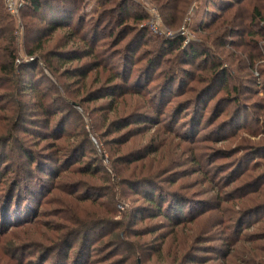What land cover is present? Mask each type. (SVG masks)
I'll list each match as a JSON object with an SVG mask.
<instances>
[{"label":"trees","instance_id":"trees-1","mask_svg":"<svg viewBox=\"0 0 264 264\" xmlns=\"http://www.w3.org/2000/svg\"><path fill=\"white\" fill-rule=\"evenodd\" d=\"M88 1L27 0L23 21L28 43L33 42L27 51L31 57L40 52V58L17 66L15 53L8 51L7 64L0 66V84L12 88L0 94V104L7 101L12 106L10 110L8 106L0 108L5 112L0 120L5 131L0 132V264H138V258L150 264H238L244 258L242 264H249L247 259L264 264V218L246 226L252 216L264 212V156L252 165L242 160L238 165L231 164L230 159L239 152L227 154L223 148L213 150L207 162L198 156L204 143L218 145L232 139H238V147H247V152H264V96L253 106L257 117L250 126L246 121L230 135L223 134L230 124L224 118H231L233 123L240 120L245 91L241 93L243 82L239 87L231 86L234 71L224 68L213 52L216 48L227 50L225 40L230 39L229 57L236 56L237 65L249 71L242 75V81L253 79L258 92L264 91V81L258 84L255 77L257 68L264 66L259 64L264 57L253 52L260 47L258 39H264V30L259 27L264 21V8L253 11L259 28L251 34L254 47L240 34L253 23L246 15H238L242 9L236 8L247 0H237L224 16L214 15L212 21L200 24L195 32L204 40L199 44L186 45L180 37L149 38L142 44L148 34H155L146 26L149 15L133 12L142 8L136 0H96L99 10L86 18ZM147 1L169 28L180 27L196 2ZM58 33L63 35L59 44L43 54L46 43ZM216 37L222 41L218 43ZM237 37L242 39V52L233 42ZM148 46L152 48L139 55L141 47ZM118 47L123 48L120 51ZM118 56L120 68L112 64ZM41 62L58 84L46 88L45 94L35 83H25L26 76L31 75L26 71L38 68ZM189 67H196L198 74L190 72ZM92 73H96L92 84L97 85L95 90L87 84ZM176 85L179 92L174 90ZM150 87L152 92L145 93ZM214 90L216 95L224 92L226 98L217 100L213 107L210 102L202 105V98ZM51 92L54 98L47 104ZM129 98L140 99V103L134 108L128 103L121 106ZM70 101L78 102L85 114V105L106 102L88 114L91 130L87 133L85 129L80 141L74 140L79 136L65 135L66 125L74 116ZM58 102L61 106L56 107ZM233 105L229 115L227 109ZM181 121L182 129L188 131L186 136L176 131ZM212 129L211 137L202 136ZM153 131L149 142L123 149L133 137ZM244 133L250 139L243 138ZM91 136L101 138L110 154L111 166L106 171L98 166L96 147L88 149L94 145ZM258 136L262 140L252 142ZM169 138H178L179 142ZM86 149L91 154L88 160ZM194 177L204 185L220 186L212 198L199 200L200 207L184 192L186 187L191 189ZM111 178L116 180L112 179L108 192L94 198L91 181ZM48 183L51 188L44 195ZM53 191L71 213L75 205L72 201L77 206L106 207L107 213L97 212L90 223L81 215L70 219L57 212L55 217L64 225L45 226L39 223L40 209ZM129 193L137 199L123 214L124 220H116L118 198H126ZM105 198L107 206L101 202ZM192 205L195 210L186 216V209ZM34 207L37 209L32 210ZM146 222L150 224L138 229ZM153 236L156 240H147ZM131 238L140 241L131 245Z\"/></svg>","mask_w":264,"mask_h":264},{"label":"rangeland","instance_id":"rangeland-1","mask_svg":"<svg viewBox=\"0 0 264 264\" xmlns=\"http://www.w3.org/2000/svg\"><path fill=\"white\" fill-rule=\"evenodd\" d=\"M27 0H0V66L1 65H5L7 64L5 57L8 55V51L13 52V54L15 53L16 55V64L17 66H22L27 65L30 62H33L35 60V58H40V52H38L37 55H35L34 57H31L28 55V51L27 48H32L33 47V42L28 43V39L27 34H26V29L24 26V21H23V13L24 11H22V9L24 8L25 4H26ZM137 3H139L142 8H134L133 12H137L139 14H141L142 12H146L149 15V21L146 24V26L150 29V26L154 20V16L153 13L156 12L157 13V17H159L160 22H161V26H160V33L158 35H151L148 34V37L142 42V44H144L146 41H148L147 39L152 38L153 40H156V38H169V39H175L177 37L183 38L185 40V44H189V43H197L199 44L200 42H202L204 40V37L199 35L198 32H195L200 24H203V22L207 23L212 21V19L214 18V15L216 16H224L226 14V12L228 11V7L229 6H233L237 3V0H215V4L213 5L212 0H196V2L193 3L192 7L190 8L189 12L186 14V16L184 17V23L180 26V27H175V28H169L168 26L165 25L164 21L162 20V18L160 17L158 11L156 10V8H154V6L147 0H136ZM239 1V0H238ZM96 0H89L86 8H85V16L86 18H90L92 16H94L96 10H99V7L96 3ZM236 8H240L242 10H240L238 12V15H240L242 13V15H246V18H248L250 20V22L252 21L253 24H255L253 26V24L251 25V23H249L250 29L245 32V33H240L243 34V38L245 39L247 38L250 41L251 46L254 47L253 44V39L251 37V34L256 31L258 32L259 28L257 27V23L258 21L255 20V14H254V9L255 8H264V0H247L245 1L242 5H240L239 7ZM22 11V12H21ZM235 11H233L231 14L235 13ZM76 22H77V18H76ZM237 23V22H236ZM37 26H39V24L36 23ZM259 27L260 29L264 30V21L259 23ZM40 31V30H39ZM198 34V35H197ZM248 36V37H247ZM63 35L62 33H58L53 37V40L49 43H46V45L44 46L43 49V54L46 51H50L56 48V46L59 44V42L61 41ZM220 37V36H219ZM216 37V41L218 43H220L222 40L220 38ZM35 39V38H34ZM33 39V40H34ZM242 39L239 37L235 38L233 40V42L237 45V49L240 50V52H242ZM220 40V41H218ZM257 40V38L255 39ZM230 39L225 40V42L228 44L226 49L224 50L216 48L213 50V52H215V56L216 58L219 60V63H222L224 68H226L227 70L230 69L234 71V75H233V80L230 81L231 86H234V84H237L238 87L242 84H244L241 87V93H244L243 96H241V101L243 104V110L241 113V118L240 120H238L237 122L233 123V120L230 118H224V120L230 124L226 125L223 134L225 136L230 135L235 129L239 128L240 126H242L243 124H246V121H249V126L253 123V121L255 120V118L257 117V111L255 109H253V106L264 96V91H260L258 92V87L257 84L255 85V82L253 81V79L250 78H245V81H242L244 79L245 74H249L248 70H243L242 67H239L237 65V61H236V56H231L229 57V54L232 53V51L230 49H232L229 45L230 44ZM107 43H110L111 40H106ZM255 42V41H254ZM259 42V48L258 49H254V54L255 53H261L262 56L264 57V39H258ZM125 42L123 45L121 46H125ZM212 46V43H210ZM55 47V48H54ZM123 47H118L119 50L121 51ZM151 46L148 47H141L139 55H141L145 50L147 49H151ZM116 50V49H115ZM41 53V54H42ZM237 56H241V54L237 55ZM119 56L116 58V61H114L112 64L116 65L118 68H120V61H119ZM88 61H85L83 64L87 63ZM144 63L138 64L137 66H139V68L141 66H143ZM260 65L264 64V60L259 63ZM257 64V67L258 65ZM231 65V67H230ZM259 65V66H260ZM31 66V65H28ZM77 66V65H75ZM72 67V66H71ZM74 68V67H72ZM135 70H137V67H134ZM188 70L192 73H197V68L196 67H189ZM258 70V71H257ZM257 70L255 71V77L256 80L259 81L258 84H261L262 81H264V66H260V68H257ZM32 72V73H31ZM26 74H31V75H27L26 79H25V83L26 86L30 85V83H35L36 88L38 90H40L41 93L45 94L47 93V89L49 88L51 85H58L54 78L52 77V75L44 68V64L41 62L40 66L38 68H33V69H29V71H26ZM198 74V73H197ZM260 75H262V79L260 81ZM95 76L96 73H92L91 77L87 80V84L89 86V89H96L97 85L92 86L93 82H96L95 80ZM32 78L37 79L36 82L32 81ZM143 82L147 84L146 82V77H144ZM250 82V83H249ZM249 83V84H248ZM248 84V85H247ZM221 84H218V87H220ZM217 87V88H218ZM180 87L176 85L175 87V92H179L178 90ZM216 88V90H217ZM11 85H6L3 82L0 84V94H3L5 92H9L11 91ZM152 87H150L148 89V91H146L145 93H149L152 92ZM214 90L211 93H208V95L204 98H202V105L210 102V106L213 107L215 102L221 98H226L224 97V92H221L219 94L216 95L217 91ZM258 92V93H257ZM54 92L48 93L49 97L47 100V104H52V98H54ZM24 101H26V98H24ZM70 103L73 104V108L72 112H74V116L70 118V120L68 121L66 128H65V135L69 136V135H73V136H79L78 138L74 139V140H78L80 141L81 139H83V131L85 130L87 133L90 132L91 127L89 126V123L91 124V122L88 120V114L91 112V110L95 109V108H99L102 105H105L106 102H97V103H93L91 105H85V108L87 109V114L84 113L83 108L80 107V104L78 102L75 101H70ZM123 104L121 106H124L128 103V106L133 107L135 105H137L138 103H140V99H134V98H129V100H125L124 102H122ZM6 106H8V109L10 110L12 108V106L7 105V101H4L3 103L0 104V108H6ZM61 106V103L58 102V105H56V107ZM245 107V108H244ZM235 105L233 106H229L228 107V112L229 115H231V113L234 111ZM14 111H15V107H14ZM3 112H0V120L3 115ZM5 113V112H4ZM8 114V113H7ZM168 114H171V111H168ZM33 115V114H32ZM39 115V114H38ZM85 117V119L83 118ZM15 119V118H14ZM228 120V121H227ZM169 122V121H168ZM184 122V121H183ZM88 124V126L86 125ZM3 124L0 127L1 131L0 132H5L4 128H3ZM182 121L179 123V127L177 128V132L181 133L183 135L186 136V134L188 133L187 130L182 129ZM42 127L38 128L39 130H41L42 132H46L45 129H41ZM215 129H212L211 131H204L202 133V136H206V137H211L214 134ZM154 133L151 132L148 135H140V136H136L133 137L131 143L124 147L123 149L126 151V148H131V146L133 145H138V144H143L145 142H149L150 138L152 136V134ZM137 134V133H136ZM164 139L166 138V136H162ZM243 138H247L250 139L247 134H243L242 135ZM171 139V138H169ZM73 140V141H74ZM172 141H174V143H178L179 139L177 138L176 140H173V138L171 139ZM262 140L261 136H258L257 138H252V142H260ZM91 141H92V146H90L88 149H92L94 148V146L96 147L98 152H94L96 157H98V154L100 155V162L98 163V166H101L104 168L103 171H106V168H109L111 166V161H110V154L107 151L106 147L104 146V142L102 141L101 138H96L95 136H91ZM236 141V142H234ZM238 139H232L229 142H225L224 144H214L211 141L204 143L203 146L200 150L199 153L201 155V159L203 160V162H207L210 158V154L213 153V150L215 149H220L223 148L227 154H233L235 152H239L235 157H233L232 159H230L233 163L231 164H239L242 163L244 161V164H253L254 162H261L263 156H264V152L263 153H259L256 155V152H252V151H245V148L247 147H238ZM51 142V141H50ZM230 142H234L233 144ZM168 149V148H167ZM123 151V152H125ZM231 151V152H230ZM84 154L86 156L85 160H88L89 158H91V154L88 153L87 149L84 150ZM230 152V153H229ZM179 154H183L184 152H180ZM189 158V156L187 157ZM242 160V162H241ZM231 165V166H233ZM202 167L206 166L202 164ZM236 170L238 169L237 167H235ZM245 165L244 168L245 169ZM109 170V169H108ZM110 174L111 172L108 171ZM129 171H126V174H128ZM103 176V175H100ZM114 178V177H113ZM108 180V181H102L99 179H95L94 181H91L92 186H90L91 188H95L93 189L92 192V196L95 198H97L98 196H103L104 194H106L108 192V190L112 187L111 186V182L112 179ZM87 179V178H85ZM106 179H108V177H106ZM195 179H197L198 181H196ZM116 179H113V181H115ZM194 183L192 184L191 189L186 187L187 191L184 190L185 193H189L190 194V198H193L194 204H196L195 206L200 207L198 202L199 200H204V199H209L212 198V196L215 195V190L216 192H218V187H220L218 185V183H214V185H204V183L198 179V177H194L191 179ZM187 182H191V181H187ZM264 182V181H263ZM113 183V182H112ZM51 188V183H48L46 188L44 189V195L47 193V191ZM227 191V190H224ZM84 192V191H82ZM213 193L212 195H209ZM64 196V195H61ZM208 196V197H205ZM67 197V196H66ZM65 197V198H66ZM39 198H37L38 200ZM46 199H48L47 203H46ZM68 201H72L69 197L66 198ZM137 199L136 197H133L131 193L128 194V196L126 198H118V204L116 206V209L119 211V215L116 218V220L119 221H123L125 218V215H123L125 213V211H127L128 209L131 208L132 202L133 200ZM37 200L33 201L34 206L37 205ZM75 205L73 206V208L71 207V212H69L68 207L67 206H62V198L60 197V195H56V192L53 191V193H51L50 195H47V197L43 200L42 203V207L40 209V219H39V223L44 224L45 226H51V227H58V226H63V220L58 219L59 217H55V215H57V212H59L58 216H66L68 218H73L76 217L78 218V215H81L84 219H87L90 221V223L96 219V214L99 211L104 210L105 213H107V208L104 207L101 210L97 209L96 206L91 207L90 205H86V204H80L81 206H77V204L72 201ZM101 202H105L106 206H107V198L105 199H101ZM195 206L192 205L190 207H188L186 209V216L190 215L192 213L193 210H195ZM82 208V209H81ZM89 208V209H88ZM37 208H33L32 210H36ZM109 209V208H108ZM110 210V209H109ZM30 216H32L30 214ZM103 220H110V218H103L101 217ZM264 218V212H260L254 216H252L246 223L247 225H250L254 222H256L259 219ZM136 220V219H134ZM159 221V220H158ZM155 221V222H158ZM154 222V223H155ZM133 223V222H132ZM148 224H150L149 222H146L144 224L138 225V229H144ZM108 228V227H106ZM32 231V235H33ZM100 233H102V230L99 231L98 233H94L92 235V238H96ZM37 234L34 233V236H36ZM122 237L125 236L124 233L121 234ZM157 237V236H155ZM153 237H149L147 240H156ZM133 238V237H132ZM130 239L131 245H134L135 241H140L137 238L134 239ZM129 240V239H128ZM143 242V241H142ZM48 246V244H47ZM101 246V245H100ZM102 249V248H100ZM169 249V248H168ZM245 259V258H244ZM244 259H240L238 264H242V261ZM156 261V259L154 260ZM233 261V260H232ZM247 262L249 264H253L252 261H249L247 259ZM138 264H150V263H146V261L144 260V262H141V259L138 258ZM236 264V263H234Z\"/></svg>","mask_w":264,"mask_h":264},{"label":"built area","instance_id":"built-area-1","mask_svg":"<svg viewBox=\"0 0 264 264\" xmlns=\"http://www.w3.org/2000/svg\"><path fill=\"white\" fill-rule=\"evenodd\" d=\"M154 16V20L150 26V30L152 31L153 34L158 35L160 33V26H161V22L159 17H157V13L154 12L153 13Z\"/></svg>","mask_w":264,"mask_h":264}]
</instances>
